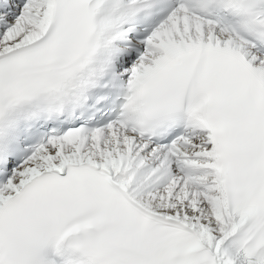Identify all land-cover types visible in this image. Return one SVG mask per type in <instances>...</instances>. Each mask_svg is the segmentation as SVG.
Here are the masks:
<instances>
[{
  "label": "snow or ice",
  "instance_id": "obj_1",
  "mask_svg": "<svg viewBox=\"0 0 264 264\" xmlns=\"http://www.w3.org/2000/svg\"><path fill=\"white\" fill-rule=\"evenodd\" d=\"M0 264H264V0H0Z\"/></svg>",
  "mask_w": 264,
  "mask_h": 264
}]
</instances>
